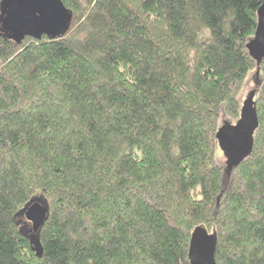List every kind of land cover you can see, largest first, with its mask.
Instances as JSON below:
<instances>
[{
  "label": "trees",
  "instance_id": "16d2710c",
  "mask_svg": "<svg viewBox=\"0 0 264 264\" xmlns=\"http://www.w3.org/2000/svg\"><path fill=\"white\" fill-rule=\"evenodd\" d=\"M61 1V36L0 35V264H190L200 226L216 264H264L262 0ZM249 76L258 126L228 171L215 135Z\"/></svg>",
  "mask_w": 264,
  "mask_h": 264
},
{
  "label": "water",
  "instance_id": "95a60500",
  "mask_svg": "<svg viewBox=\"0 0 264 264\" xmlns=\"http://www.w3.org/2000/svg\"><path fill=\"white\" fill-rule=\"evenodd\" d=\"M261 3L257 10L254 37L247 44L249 55L257 64L264 59V0ZM71 18L72 12L66 9L61 0H2L0 35L17 44L28 36L37 40L43 35L48 38L58 37L69 29ZM255 94V90H250L242 101L239 118L234 124L229 121L222 122L215 135L228 171L247 157L252 149L253 133L258 126ZM40 201L31 202L22 212L25 220L31 223L33 234L37 233L46 220L47 209L45 203ZM191 235L188 250L190 264H216L214 253L217 234L214 231L208 233L200 226L195 228ZM31 242L34 243L32 239ZM34 244L36 253H40L37 243Z\"/></svg>",
  "mask_w": 264,
  "mask_h": 264
},
{
  "label": "rangeland",
  "instance_id": "374dc122",
  "mask_svg": "<svg viewBox=\"0 0 264 264\" xmlns=\"http://www.w3.org/2000/svg\"><path fill=\"white\" fill-rule=\"evenodd\" d=\"M247 80H248V81L246 82L244 88L242 89L243 92H242L241 95L239 96V102H240V104H242V101L246 98V96L248 95V93L250 92V90L253 89V86H254V80H252L251 76H249ZM229 122L232 123V124L235 123L234 120H230ZM217 153H218V154H217L218 161H219L221 164H224V163H225V157H223V154H222V152H221V150H220L219 147H218V152H217ZM36 200L40 201L39 198H37V197H36V199L33 200V201H36ZM40 202L43 204L42 201H40ZM21 215L23 216V214H21ZM16 218H17L16 221L19 223L20 228H21V230H22V227H23V225H22V221H21V219H19V216H18V215L15 216V219H16ZM23 218H24V216H23ZM24 220H25V218H24ZM26 221H27L29 224H28V223L26 224L25 231H26V229H28L27 226H28L29 228H31V223H30L28 220H26Z\"/></svg>",
  "mask_w": 264,
  "mask_h": 264
}]
</instances>
